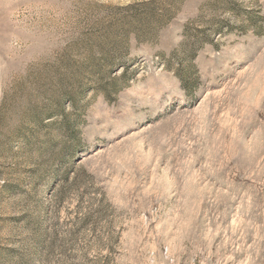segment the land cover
<instances>
[{"label": "rangeland", "instance_id": "obj_1", "mask_svg": "<svg viewBox=\"0 0 264 264\" xmlns=\"http://www.w3.org/2000/svg\"><path fill=\"white\" fill-rule=\"evenodd\" d=\"M0 264H264V0H0Z\"/></svg>", "mask_w": 264, "mask_h": 264}]
</instances>
